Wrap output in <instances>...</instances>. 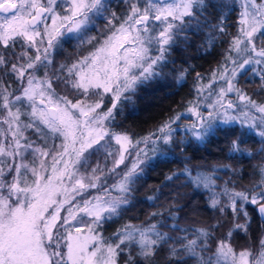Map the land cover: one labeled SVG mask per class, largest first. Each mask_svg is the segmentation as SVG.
<instances>
[{"label":"snow or ice","instance_id":"snow-or-ice-1","mask_svg":"<svg viewBox=\"0 0 264 264\" xmlns=\"http://www.w3.org/2000/svg\"><path fill=\"white\" fill-rule=\"evenodd\" d=\"M204 6L205 0H165L163 3L147 0L143 6L132 2L122 22L103 44L71 66L61 65V76L56 72L49 75L47 71L52 63L50 49L65 31L79 32L88 24L90 14L106 10L105 0H67L68 14L57 11L58 0H0V46L5 50L0 52V72L19 83L13 91L10 84L0 80V124L7 125L6 129H0L4 137L0 141V264H118V257L126 250L125 264H154L153 258L170 241L173 245L168 248L169 255L177 258V264L184 254L195 257L198 264H264V238L259 241L261 251L257 257L247 248L237 252L230 243L233 230L248 231L250 218L244 203L257 205L259 213L264 215V190L249 197L244 192L229 195L225 189L228 204L212 199V207L220 205L222 213L230 209L237 221L233 229L216 240L214 252L209 246L212 233L208 229H198L194 239L174 238L160 231L156 224H126L114 233L115 241L108 242L98 229L119 215L122 205L129 202L127 196L113 197L101 181V175H97L102 174L98 167L90 175L80 174L77 167H87L88 156L106 148V143H101L106 137L121 145L109 171L115 172L124 163L125 145H132V141L126 134L107 131L104 122L114 119L113 110L124 93L134 91L138 84L157 74L156 67L165 61L176 30L190 22L186 18L195 19V9ZM41 24L43 32L39 30ZM238 25V31L231 35L225 49V64L219 78L225 81L226 87L220 89L215 102L209 105L213 112L205 120L195 108L189 109L201 122L199 131L196 123L189 126L197 139L212 131L214 115L220 109H223L225 124L239 122L242 127L258 128V134L264 137V103H257L234 83L237 76L251 72L264 85V0L259 3L244 0ZM213 27L229 35L223 20ZM17 40L23 41L20 53H9L7 50L14 48ZM42 70L43 76L37 75ZM216 77L214 72L213 80ZM200 79L197 74L198 82ZM61 80L75 90L78 98L73 100L56 94L54 81ZM197 90L203 92L204 86ZM233 92L245 102L244 108L248 111L229 115V109L237 105L230 100L225 102V97ZM106 94H111L112 106L107 111H98ZM252 110L260 115L250 114ZM22 117H28V121ZM179 119V114L170 118L157 129L159 135L149 134L143 142L171 144L175 131L171 124ZM26 129H34L42 136L62 138V142L50 149L33 148V142L24 136ZM239 143V139L232 141L233 151L238 150ZM30 148L41 158L39 167L23 162L25 151ZM142 151L137 152V158L120 183L111 188L121 194L130 191V184L142 170ZM185 171L191 176L189 170ZM192 182L208 187L207 177H192ZM89 189H98L99 194L91 199L83 198ZM76 196L82 197V205L70 206L68 214L61 216V210L71 205ZM238 201L244 203L238 204ZM77 213L85 214L90 222L82 226L72 224L77 220ZM241 216L243 223L239 222ZM206 252L211 255L205 256Z\"/></svg>","mask_w":264,"mask_h":264},{"label":"trees","instance_id":"trees-1","mask_svg":"<svg viewBox=\"0 0 264 264\" xmlns=\"http://www.w3.org/2000/svg\"><path fill=\"white\" fill-rule=\"evenodd\" d=\"M132 2L143 6L147 0H105L106 10L90 14L91 18L85 28L60 36L55 44L59 57H56L55 64L48 66L49 75L56 72L63 76L59 72L61 65L71 66L103 44L108 36L107 32L113 31V27L122 22ZM195 11L196 18H186L190 22L176 30L173 43L165 54V61L156 67L157 74L138 84L134 91L124 93L113 110L112 128L124 130L135 143L143 142L144 137L173 114H179L180 119L171 124L175 129L171 144H163L162 141H156L155 145L151 141L147 145L144 143L142 153L148 158L144 178L137 188V181L130 184V191L122 194L127 196L129 202L122 205L119 215L106 221L98 229L108 242H114V233L126 224H156L160 231L174 238L187 236L194 239L198 229H208L212 233L209 246L214 252L216 240L233 229L237 221L230 209L222 213L219 211L220 205L212 207V199L228 204L230 200L224 194L225 189L229 195L244 192L249 197L264 189L261 183L264 180V137L258 134L259 131L246 125L242 127L239 122L225 124L222 113L214 115L213 129L203 139H197L189 127L196 123L199 131L201 123L194 119L190 108L202 113L205 120L208 119V113L213 112V108L209 106L215 102L214 81L217 79L212 80L213 73L218 74L223 68L225 49L231 35L238 31L239 0H205V6ZM221 20L226 25L228 36L213 27ZM96 27L98 29L94 31ZM228 68H231V64ZM39 73L44 72L42 70ZM197 74L202 78L199 82ZM0 80L14 89L15 81L12 82V78L2 72ZM210 80L213 82L205 89L204 95H201L197 89ZM234 83L252 99L264 103V85L257 75L248 72L237 76ZM54 84L57 95L68 96L73 100L78 98L75 90L62 80L54 81ZM231 94L234 95V92ZM108 97L111 96L104 97V100H108ZM22 119L28 121V117ZM25 133L32 142L41 146L50 147L57 142L51 135L42 136L34 129H26ZM235 139H239L240 143L238 150L233 151L232 141ZM155 146L157 149L152 151ZM185 169L189 170L191 176ZM196 176L207 177L208 187L194 184L192 177ZM144 186L145 188H141ZM239 203L244 202L238 201ZM244 206L250 218L248 231L233 230L230 243L235 248L248 239L250 245L247 249L255 250L253 257H257L261 251L259 241L264 238V222L257 215L255 205L244 203ZM239 222H244L242 216ZM172 245L173 242L170 241L169 245L159 250L158 255L153 258L154 264H177V258L169 255L168 248ZM204 255H211V252ZM126 259L127 250L118 257V264H125ZM180 264H198V261L195 257L184 254Z\"/></svg>","mask_w":264,"mask_h":264},{"label":"rangeland","instance_id":"rangeland-1","mask_svg":"<svg viewBox=\"0 0 264 264\" xmlns=\"http://www.w3.org/2000/svg\"><path fill=\"white\" fill-rule=\"evenodd\" d=\"M156 2L163 3V2H165V0H156ZM167 2H172V0H167ZM176 2H179V0H176ZM257 2L259 3L260 0H257ZM58 3L60 4V7L57 8V11L60 12L61 14H68L67 11H66L67 0H58ZM239 6H240L239 19H240L241 13L244 11V0H239ZM153 23H158V22H153ZM47 24L49 26L51 25V20L50 19L47 21ZM118 26L119 25L114 26L113 27V31ZM89 27H90V25H89ZM90 28L92 29L93 26L90 27ZM43 29H44V26H43V24H41L39 26V30L41 32H43ZM97 29L98 28L96 27L93 30L94 31H97ZM68 33H70V32L65 31L64 32V35H66ZM107 33H108V36H109V35H111L112 31L111 32H107ZM39 39L40 38L38 37L37 40H39ZM44 39L46 41L47 37H45ZM22 45H23V41L17 40L16 41V44H15V47L12 48V49H9L8 52L9 53L10 52H15L16 54H19L20 51H21V46ZM101 45H98L90 53L94 52ZM1 49H3V46H0V52H3L4 50L1 51ZM30 51L32 53H34L35 52V49H31ZM56 57H59V56H58V54H57V52L55 50V47H54V48L50 49V59L52 61V63L50 65L55 64V62L57 60ZM220 71H223V68L220 69ZM219 72H218L217 77H216L217 80L215 79L216 81H214L213 78H212V80L214 82H216L215 83L216 89H215V97H214V100H216L217 94L219 93L220 89L222 87H226L225 81L223 79H220L219 78ZM43 74L44 73H42V74L37 73V75H40V76H43ZM212 80L208 81L207 83H205V85H203L204 86L203 92H205V89L206 88H209V85L213 82ZM14 81H15L14 78H12V82H14ZM18 87H19V83L15 81V87H14V89H11V90L14 91ZM203 92H201V95H204ZM234 95H232L231 93H228L227 96L225 97V102H227V101L230 100V101H232L234 103V105H237L236 108L229 109V115H237L241 110L248 111V109H245L244 108V103L245 102H241L238 99L236 93H234ZM106 96H111V94H106L104 97H106ZM112 103H113L112 97H108V100H106V101L104 100V104L102 105V108L100 110H98V111H107V108L111 107L112 106ZM257 103H261V102H258L257 101ZM220 113H222V116H224L223 109H221V111L218 113V115ZM191 114L194 116V119H198V118H195L196 115H195L194 112H192ZM250 114L255 115V116H259L260 115L259 113H255L254 110H252ZM175 116H176V114H173L172 117H170V118H174ZM169 119H167L166 121H169ZM224 119L225 118H223V120ZM104 125H105L106 130L109 131V132H111V133L126 134V135H128L127 132H125L124 130L113 129L112 128L113 123H112L111 119L106 120L104 122ZM161 125H159L156 129H154L153 131H151L149 134L156 133L157 135H159V133L157 132V129ZM6 128H7V125L0 124V129H6ZM255 129L257 131H259L258 128H255ZM25 131L26 130H24V136L27 137L25 135L26 134ZM149 134L147 136H149ZM10 139H11V135L9 134V140ZM56 139H57V142L55 143V145H59L62 142V138H56ZM3 140H4V137L2 135H0V141H3ZM28 140L32 142V140H30L29 138H28ZM21 143H24V141H21ZM101 143H106V145H107L106 148L99 149L101 151V153H92V155L88 156L87 167H84V169H82L79 166H77L79 168V173L80 174L90 175L91 174V170L93 168H97L98 167L99 169L102 170V174H101V172H98L97 175H101V181L103 182L104 186L109 188V190L111 192V195L113 197L120 196L122 194L119 193L118 190H116L114 188H111V186L120 183L123 174L127 171L128 168L131 167L132 162L137 158V152L140 151V150H142L144 148V142H141L139 144H136L135 142H132V145H127V144L125 145V147L127 148V151L124 152L125 161L118 168H116L115 172H112V171H109V170L113 168L114 159L118 158V156H119V153L121 151V145L117 144L116 141H115V139H112V138H109V137H106L105 138V141H102ZM35 147L44 148L45 146H41V145L33 142V148H35ZM48 148L50 149V148H52V146H50ZM156 149H157V147L155 146V147L152 148V151H154ZM89 151H92V150L90 149ZM109 153H112V155H109ZM40 159L41 158L39 157V155L37 153H34L33 152V149L30 148L27 151H25L23 162L29 164V166L39 167ZM140 159H142L144 162L140 165V169H142V170L141 171H138V173L136 174V176L133 179V182L137 181V182H135V188H137L139 182L142 181V179L144 178L145 172L147 170V168H146L147 163H148L147 156L144 155L141 152ZM51 163H52L51 158L50 157L47 158V166L49 167V170H50ZM262 168H263L262 169V175L264 176V166ZM133 182L131 184H133ZM262 185H263L262 188H264V184H262ZM141 188H145V186L144 187H141ZM157 188H159V187H157ZM164 188H166V187L164 186ZM98 194H99L98 189H89L88 192L84 194V197L83 198L91 199L92 196H95V195H98ZM78 203L82 205V197L81 196H76L75 197V200L72 201V204L71 205H65L64 206V209L61 210V216L67 215L68 214L67 213V209L70 206H74L75 204H78ZM73 210L75 211V208L74 207H73ZM84 222H90V218L87 217L83 213H77V220L76 221H72L71 223L74 224V225L81 224V226H82V223H84ZM85 231H86V229H85ZM249 245H250L249 240L246 239L245 242L241 243V245H239V246L237 245L235 248L234 247L233 248L237 252H239V251L247 248V246H249ZM254 251L255 250H252L251 251L252 254H253Z\"/></svg>","mask_w":264,"mask_h":264},{"label":"water","instance_id":"water-1","mask_svg":"<svg viewBox=\"0 0 264 264\" xmlns=\"http://www.w3.org/2000/svg\"><path fill=\"white\" fill-rule=\"evenodd\" d=\"M255 211H256L257 215L260 217V219L264 222V215H261L259 213L257 205H255Z\"/></svg>","mask_w":264,"mask_h":264}]
</instances>
